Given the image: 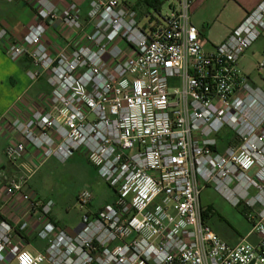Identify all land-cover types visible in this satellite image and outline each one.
I'll use <instances>...</instances> for the list:
<instances>
[{
    "label": "built area",
    "instance_id": "2783aa9c",
    "mask_svg": "<svg viewBox=\"0 0 264 264\" xmlns=\"http://www.w3.org/2000/svg\"><path fill=\"white\" fill-rule=\"evenodd\" d=\"M156 1L168 2L170 13L155 23L151 16L149 27L122 0L91 1L85 22L75 4L58 10L36 0L40 22L22 40L0 24L7 56L30 59L29 79L47 74L50 86L39 107L19 102L0 120L6 158L29 162L6 194L24 215L40 212L37 236L46 247L26 250L0 215V264H264V85L239 66L264 32V1L211 52L191 22L196 0ZM58 21L77 44L54 52L43 40ZM77 152L116 198L94 209L83 190V213L69 233L30 179L46 161ZM210 184L233 207L255 212L246 219L258 245H230L203 220L201 193Z\"/></svg>",
    "mask_w": 264,
    "mask_h": 264
},
{
    "label": "crops",
    "instance_id": "0c3cea01",
    "mask_svg": "<svg viewBox=\"0 0 264 264\" xmlns=\"http://www.w3.org/2000/svg\"><path fill=\"white\" fill-rule=\"evenodd\" d=\"M35 1L13 0L9 2L0 0V24L9 31L13 39L22 40L28 27L40 22L36 14ZM91 1L93 0H49L58 10H63L70 4L77 5L80 9L82 22L87 20L91 9ZM122 1L135 7L139 14L140 24L149 27V24H143L142 22L151 17L150 7L140 0ZM262 1L264 0H196L192 8L191 22L200 32L204 50L211 52L223 43L244 20L247 13ZM43 41L50 50L58 52L67 43L77 44V37L73 32L68 31L62 22L58 21L54 25L47 26V33ZM255 45L257 51L264 57V32L251 48ZM31 68L32 62L30 59L25 57L13 61L7 56L4 47L0 45V120L12 106L19 102L37 108L40 99L49 96L50 86L47 81V74L33 83L27 75V71ZM259 81H253V83L263 86L264 75H260ZM6 144L5 135H0V215L11 223L14 228L15 239L21 242L26 250L33 253L43 251L46 242L37 236L41 221L40 212L35 211L29 215H24V211H21V204L16 200L8 199L6 194V185L10 179L25 173L29 166L28 158L16 165L10 163L4 153ZM94 209L97 208L94 207ZM51 219L59 227L66 229V227L60 226L59 221L53 216H51ZM25 221L28 223V227L26 230H22L21 224ZM212 229L230 245H235L242 239L258 245L261 240V235L253 231V224L251 229L238 237H231L230 234L218 227ZM39 241H42V243H39Z\"/></svg>",
    "mask_w": 264,
    "mask_h": 264
},
{
    "label": "rangeland",
    "instance_id": "374dc122",
    "mask_svg": "<svg viewBox=\"0 0 264 264\" xmlns=\"http://www.w3.org/2000/svg\"><path fill=\"white\" fill-rule=\"evenodd\" d=\"M168 2H161L160 12L150 9L152 21H162L170 13ZM144 20L142 23L149 22ZM264 59L257 51L256 45L250 48L239 60V66L252 81L260 82V75L264 70H258V64ZM224 133V132H222ZM220 133L218 137L222 134ZM256 170L251 171V175ZM31 188L42 198L52 200L54 206L51 216L59 221L60 226L66 227L69 233H74L83 213L79 209L77 197L83 190H90L93 194V207L111 203L116 194L106 181L100 177L95 167L82 153H75L69 160L60 162L54 158L43 164L30 179ZM203 208L212 207L207 223L213 228L223 229L231 237L244 235L252 228V223L246 219V214L254 215L253 210H248L244 204L233 207L215 188L214 184L205 186L201 193ZM39 243H42V241Z\"/></svg>",
    "mask_w": 264,
    "mask_h": 264
},
{
    "label": "trees",
    "instance_id": "16d2710c",
    "mask_svg": "<svg viewBox=\"0 0 264 264\" xmlns=\"http://www.w3.org/2000/svg\"><path fill=\"white\" fill-rule=\"evenodd\" d=\"M144 4L154 10H156L158 13L160 12L161 2H158L156 0H144ZM212 212V207L208 206L205 208V211L203 213V220L205 222L208 221L210 218V213Z\"/></svg>",
    "mask_w": 264,
    "mask_h": 264
},
{
    "label": "water",
    "instance_id": "95a60500",
    "mask_svg": "<svg viewBox=\"0 0 264 264\" xmlns=\"http://www.w3.org/2000/svg\"><path fill=\"white\" fill-rule=\"evenodd\" d=\"M252 264V263H251Z\"/></svg>",
    "mask_w": 264,
    "mask_h": 264
}]
</instances>
